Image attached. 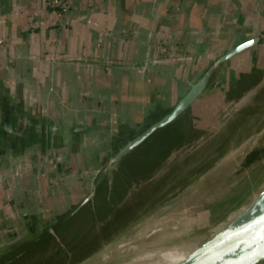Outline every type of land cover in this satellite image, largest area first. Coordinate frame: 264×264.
<instances>
[{
  "label": "crops",
  "instance_id": "0c3cea01",
  "mask_svg": "<svg viewBox=\"0 0 264 264\" xmlns=\"http://www.w3.org/2000/svg\"><path fill=\"white\" fill-rule=\"evenodd\" d=\"M263 33L264 0H0L1 244L31 234L28 215L56 218L81 203L75 173L102 170L213 61ZM254 77H264V38L206 94L240 100ZM24 116L58 128L45 138L4 129Z\"/></svg>",
  "mask_w": 264,
  "mask_h": 264
},
{
  "label": "rangeland",
  "instance_id": "374dc122",
  "mask_svg": "<svg viewBox=\"0 0 264 264\" xmlns=\"http://www.w3.org/2000/svg\"><path fill=\"white\" fill-rule=\"evenodd\" d=\"M233 74L227 75L231 82ZM255 77L257 86L241 89L240 94L246 93L240 100L222 101L224 96L213 89L106 172L103 169L116 149L103 158L102 170L75 173L73 183H83L91 199L78 216L57 227L63 237L46 238L30 243L23 251L16 248L11 252L8 247L30 233L11 235L10 241L16 239L15 243L5 248L0 242V264H79L140 234L149 222H162L183 212H207L206 219L196 222L190 234L211 230L264 185L263 178L243 187L230 186L213 200L230 182L233 171L240 177L264 172V77ZM78 204L68 205L70 216ZM28 217L27 224L36 223L37 231L50 227L53 232L59 224L42 212ZM178 221L175 218L169 224ZM145 253L127 256L118 264H135Z\"/></svg>",
  "mask_w": 264,
  "mask_h": 264
},
{
  "label": "water",
  "instance_id": "95a60500",
  "mask_svg": "<svg viewBox=\"0 0 264 264\" xmlns=\"http://www.w3.org/2000/svg\"><path fill=\"white\" fill-rule=\"evenodd\" d=\"M263 38L264 33L246 40L213 61L168 113L115 153L103 172L184 114L206 94L225 65L259 45ZM21 121V126H14L7 120L2 125L7 132L18 137H28L30 132L37 131L45 138L58 128L52 122L35 121L25 116ZM90 199L91 195H88L71 215L80 211ZM201 235L196 247L175 264H264V185L226 219Z\"/></svg>",
  "mask_w": 264,
  "mask_h": 264
},
{
  "label": "bare ground",
  "instance_id": "6f19581e",
  "mask_svg": "<svg viewBox=\"0 0 264 264\" xmlns=\"http://www.w3.org/2000/svg\"><path fill=\"white\" fill-rule=\"evenodd\" d=\"M231 174L232 178L230 182L214 196L213 200L218 199L230 186H232L231 188L236 186L243 187L264 178V172L255 174L252 171L246 173L243 177L235 175L234 171ZM163 190L161 193L164 192ZM194 210L197 211L195 208ZM206 217L207 212L200 211L196 213L183 212L181 215L162 222L160 220H153L143 228V232L140 234L125 238L79 264H118L125 257L138 255L140 252L146 253L135 264H175L184 259L201 240V234L203 233H190L194 231L195 223L200 220L199 224H201ZM175 218L179 221L169 224Z\"/></svg>",
  "mask_w": 264,
  "mask_h": 264
},
{
  "label": "trees",
  "instance_id": "16d2710c",
  "mask_svg": "<svg viewBox=\"0 0 264 264\" xmlns=\"http://www.w3.org/2000/svg\"><path fill=\"white\" fill-rule=\"evenodd\" d=\"M115 145H116V147H118L117 144H115ZM116 150H118V149H116ZM83 209H84V207L72 216H70L67 212L57 216L55 220H57V222L59 224L56 225L55 230L53 232L50 231V229H51L50 227H46L45 229H42L40 231H37L34 229V232L31 235H29L25 238H22L20 241H18L14 245H12L9 249H11V252L13 250H15L16 248H19L23 251V249H24L23 247L28 246L30 243H38V242H41L42 240H44L46 238H51V237H54L55 240L61 239L63 236L59 233L60 231L57 227L60 226L61 224H63L67 219H72V218L78 216ZM33 225H35V228H38L36 223H33Z\"/></svg>",
  "mask_w": 264,
  "mask_h": 264
}]
</instances>
